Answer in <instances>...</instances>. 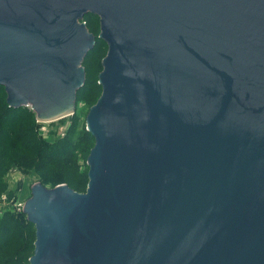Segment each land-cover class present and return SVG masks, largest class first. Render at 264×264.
Here are the masks:
<instances>
[{
    "label": "water",
    "instance_id": "water-1",
    "mask_svg": "<svg viewBox=\"0 0 264 264\" xmlns=\"http://www.w3.org/2000/svg\"><path fill=\"white\" fill-rule=\"evenodd\" d=\"M89 13V182L32 186L30 264H264V0H0L9 106L74 114Z\"/></svg>",
    "mask_w": 264,
    "mask_h": 264
},
{
    "label": "trees",
    "instance_id": "trees-1",
    "mask_svg": "<svg viewBox=\"0 0 264 264\" xmlns=\"http://www.w3.org/2000/svg\"><path fill=\"white\" fill-rule=\"evenodd\" d=\"M94 16L98 19V23L91 21V18ZM83 20L86 21L89 31L96 36V44L83 62L86 70V82L77 92V102L84 96L86 90L92 91L91 89H93L92 86L88 87L87 85L92 68V65H88V58L98 49V44L100 42L107 45V43L99 37L101 32L99 16L89 13L85 15ZM97 87L102 88L100 83H97ZM0 88L5 89L2 85H0ZM32 111L27 106L11 107L8 102L5 109L1 110L0 107V197L5 191L3 176L9 165L21 164L23 162L38 159L40 161L38 166L45 174L43 184H45V181H52L54 185H57L62 183V179H66L62 177V174L68 172V167L72 165L75 166V153L79 145L86 144L84 150L87 148V153H90L93 146L88 147L87 144L95 142L92 133L87 131L83 137H81V141L76 144L69 143L67 140H62V142L55 144H45L39 139L36 133V125L33 119L34 113ZM55 168H59V170L56 172ZM76 177L77 176H72V178L67 179L66 182L70 187L79 192L86 191V182L89 176H81V179H77ZM27 220L25 221V230H27L29 226H35L31 221ZM19 230V222H16L13 217L7 216L4 219H0V264H30L29 259L34 253L35 243L30 244V247H28V242H26L25 255L20 259L13 257L17 247L15 242L24 237L27 238V236L24 235L18 237L17 233ZM32 237L34 242L36 236L32 235Z\"/></svg>",
    "mask_w": 264,
    "mask_h": 264
},
{
    "label": "rangeland",
    "instance_id": "rangeland-1",
    "mask_svg": "<svg viewBox=\"0 0 264 264\" xmlns=\"http://www.w3.org/2000/svg\"><path fill=\"white\" fill-rule=\"evenodd\" d=\"M91 21L98 23V19L95 16L91 18ZM107 52L108 46L100 42L98 44V49L88 58V65H92V68L87 85L88 87H93V89H91L93 92L86 90L84 96L78 100L74 112L75 115L72 114L55 121L43 122L38 120L35 111H32L31 107L27 106L34 113L33 119L36 125V133L42 142L45 144H55L62 142V140H67L69 143L76 144L81 141V137L88 131L87 116L89 110L102 94V88L97 87V83H99V74L103 70V58L106 56ZM6 104L7 93L5 89L0 88L1 110L5 109ZM85 145L86 144L79 145L77 148L75 153L76 158L74 159L76 164L75 166L72 165L68 167V172L62 174V177L66 179H62V183L60 184H68L66 180L72 178V176H77V179H81V176H88L89 166L87 160L90 153H87V148L84 150ZM87 145L88 147L94 146L95 142H90ZM38 163H40V161L35 159L34 161L23 162L21 164H11L6 168L3 176L5 191L0 197V219H4L7 216L13 217L16 222H19L20 230L17 236H27V238L24 237L15 242L17 247L13 257L16 259H20L25 255L26 242H28V247H30V244L35 243V241L33 242L32 235L36 236V228L35 226H29L27 230L24 229L26 226L25 221L28 218L24 214V208L22 209L21 205H25V202L32 196V186L35 183L41 182L43 184L45 174L39 168ZM58 170L59 168H55L56 172ZM88 182L89 179L86 182L87 185ZM43 185L49 188L56 186L52 181H45Z\"/></svg>",
    "mask_w": 264,
    "mask_h": 264
},
{
    "label": "built area",
    "instance_id": "built-area-1",
    "mask_svg": "<svg viewBox=\"0 0 264 264\" xmlns=\"http://www.w3.org/2000/svg\"><path fill=\"white\" fill-rule=\"evenodd\" d=\"M21 206H22L21 208L23 209L24 208V205H21Z\"/></svg>",
    "mask_w": 264,
    "mask_h": 264
}]
</instances>
